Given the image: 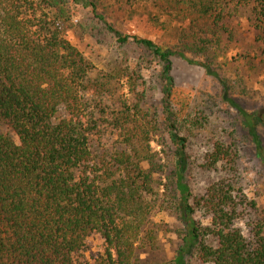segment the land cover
<instances>
[{
    "label": "trees",
    "instance_id": "16d2710c",
    "mask_svg": "<svg viewBox=\"0 0 264 264\" xmlns=\"http://www.w3.org/2000/svg\"><path fill=\"white\" fill-rule=\"evenodd\" d=\"M111 1L131 8L165 4L178 23L189 18L203 53L236 18H245L264 45V0ZM67 10L64 0H0V264H141L134 248L160 186L147 155L149 129L138 106L131 111L121 104L106 119L118 142L101 143L95 110L113 78L99 76L64 38ZM113 33L163 65L165 125L176 147L174 185L185 226L174 263L187 264L189 251L200 264H264V218L245 222L247 234L239 226L244 195L230 148L216 142L206 155L203 170L226 171L202 195H192L182 181L186 137L170 109V58L193 62L149 40ZM198 213L205 225L194 220ZM92 237L101 240L100 251L87 260L81 254Z\"/></svg>",
    "mask_w": 264,
    "mask_h": 264
},
{
    "label": "rangeland",
    "instance_id": "374dc122",
    "mask_svg": "<svg viewBox=\"0 0 264 264\" xmlns=\"http://www.w3.org/2000/svg\"><path fill=\"white\" fill-rule=\"evenodd\" d=\"M64 1L69 16L62 25L64 38L83 53L99 76L113 78L111 91L95 110L101 143L118 142L107 120L121 104L131 111L138 106L141 123L149 129L147 155L157 166L154 178L160 186L154 190L158 191L157 207L146 217L134 259L141 264H175L185 226L177 211L179 194L174 185L176 147L165 125L163 65L134 42L120 44L113 31L149 40L193 62L177 55L170 58V109L182 126L178 134L186 137L182 181L192 195H202L226 171V166L216 172L203 170L206 155L216 142L230 148L244 195L239 226L247 234L245 222L264 218V45L246 19L230 20L219 43L210 44V50L203 53L202 38H192L189 18L178 23L164 10L165 4L131 8L111 0ZM152 17L159 21L157 27L150 23ZM193 218L206 224L199 213ZM100 245L98 237L89 238L82 257H95ZM185 260L200 264L189 251Z\"/></svg>",
    "mask_w": 264,
    "mask_h": 264
}]
</instances>
